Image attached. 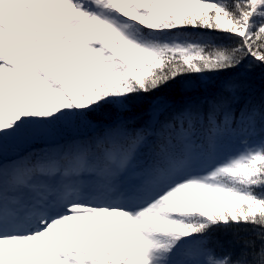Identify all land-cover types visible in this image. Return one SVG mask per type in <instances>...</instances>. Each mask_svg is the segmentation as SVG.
Wrapping results in <instances>:
<instances>
[{"label":"snow or ice","instance_id":"6c2138e0","mask_svg":"<svg viewBox=\"0 0 264 264\" xmlns=\"http://www.w3.org/2000/svg\"><path fill=\"white\" fill-rule=\"evenodd\" d=\"M246 60L264 66V0H0V264H264V103L237 115L232 76L178 111L155 95ZM241 225L253 260L217 255L212 230Z\"/></svg>","mask_w":264,"mask_h":264},{"label":"trees","instance_id":"16d2710c","mask_svg":"<svg viewBox=\"0 0 264 264\" xmlns=\"http://www.w3.org/2000/svg\"><path fill=\"white\" fill-rule=\"evenodd\" d=\"M195 32L196 30H190ZM208 36L219 37L216 40L217 44L224 43L231 45L234 42L227 39L224 34L219 33H206ZM248 61L246 60L243 65L237 69L230 70L228 73L221 74L216 78L215 86L210 87L207 92L200 88H193L192 90L185 91L182 88H166L155 95H163L171 99L175 105V109L178 111L180 108L184 107L186 104L199 105L205 98H213L218 94L221 89L219 87L220 81L227 76L238 77L239 82L242 85L241 90L238 95L240 97V102L233 105L237 115L239 114L240 108L248 101H251L254 105H260L264 103V66L254 67L249 70L246 66ZM181 81H189L196 85L199 83V77L192 75L188 77L180 78ZM148 108L147 102L140 104L133 108L130 113H123L124 117H129L132 115H139L146 112ZM204 110H207V105H203ZM121 113L118 107L111 105H106L98 113H93L90 115V119L100 125H108L113 123ZM171 115V112L165 114L162 119L167 118ZM143 121H141L142 123ZM198 134L202 135V130L198 129ZM94 135V132L81 125L79 127L66 129L62 132L61 142H69L76 139H86ZM35 147H40V145H34ZM23 155L27 150H19ZM16 158V151L9 149L6 154V159L10 162L12 159ZM211 247H213L217 255L231 253L233 259L241 258L243 254H247V260L251 262L253 260L252 253L258 251L261 245V241L257 239L256 231L252 229L251 226L241 225L239 227L231 226L228 228H214L211 232ZM245 241H255V248H246Z\"/></svg>","mask_w":264,"mask_h":264},{"label":"rangeland","instance_id":"374dc122","mask_svg":"<svg viewBox=\"0 0 264 264\" xmlns=\"http://www.w3.org/2000/svg\"><path fill=\"white\" fill-rule=\"evenodd\" d=\"M230 147L238 148L239 147V143L238 142H234L232 145H230Z\"/></svg>","mask_w":264,"mask_h":264}]
</instances>
